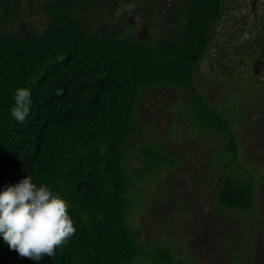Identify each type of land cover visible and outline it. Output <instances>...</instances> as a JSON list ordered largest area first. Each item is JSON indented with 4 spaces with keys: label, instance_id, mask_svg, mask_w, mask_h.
I'll use <instances>...</instances> for the list:
<instances>
[{
    "label": "trees",
    "instance_id": "obj_1",
    "mask_svg": "<svg viewBox=\"0 0 264 264\" xmlns=\"http://www.w3.org/2000/svg\"><path fill=\"white\" fill-rule=\"evenodd\" d=\"M2 1L5 7L11 2ZM107 1L36 0L47 18L42 31L31 26L21 34L0 31V192L30 176L71 205L76 227L54 257L45 254L39 261L20 257L0 234V264H130L141 254L138 231L126 222L131 204L138 201L128 196L129 186L134 176L176 163L158 146L141 143L137 165L128 169L123 164L122 145L134 129V104L144 86L168 82L189 87L192 119L199 129L223 135V149L231 153L228 162L246 173L238 164L227 118L210 109L191 85L209 32L222 14V0H171L165 14L170 28L154 42L126 39L108 25H94L104 24ZM256 24L241 33L248 43L236 35L234 50L264 62V19ZM19 88L30 89L32 98L23 123L11 116ZM217 183L219 207L254 210L250 173L235 179L233 170L225 169ZM154 246L152 264H170V250Z\"/></svg>",
    "mask_w": 264,
    "mask_h": 264
},
{
    "label": "rangeland",
    "instance_id": "obj_2",
    "mask_svg": "<svg viewBox=\"0 0 264 264\" xmlns=\"http://www.w3.org/2000/svg\"><path fill=\"white\" fill-rule=\"evenodd\" d=\"M170 1L108 0L101 13L104 24L94 25H108L126 39L154 42L170 28L165 23ZM222 8L191 85L210 109L227 118L238 164L253 177L254 210L240 213L215 203L223 170L232 169L235 179L246 173L228 162L225 137L199 129L192 119L190 88L168 82L144 86L134 104V129L122 145L123 164L128 169L137 165L141 143L158 146L176 163L133 177L128 196L138 201L131 204L126 222L138 231L141 254L130 264H152L155 244L170 250V264H264V62L234 50L236 35L248 43L241 33L264 19V0H222ZM5 11L10 18H1ZM93 17L87 14V21ZM46 25L36 0H11L6 7L0 0V31L21 34L26 26L42 31Z\"/></svg>",
    "mask_w": 264,
    "mask_h": 264
},
{
    "label": "clouds",
    "instance_id": "obj_3",
    "mask_svg": "<svg viewBox=\"0 0 264 264\" xmlns=\"http://www.w3.org/2000/svg\"><path fill=\"white\" fill-rule=\"evenodd\" d=\"M31 91L19 88L14 94L11 116L23 123L31 109ZM71 205L46 185L37 186L30 176L0 192V234L20 257L39 261L75 235Z\"/></svg>",
    "mask_w": 264,
    "mask_h": 264
},
{
    "label": "flooded vegetation",
    "instance_id": "obj_4",
    "mask_svg": "<svg viewBox=\"0 0 264 264\" xmlns=\"http://www.w3.org/2000/svg\"><path fill=\"white\" fill-rule=\"evenodd\" d=\"M170 2H171V1H170ZM167 8H168V5L166 6V9H167ZM221 12H222V14H223V8L221 9ZM222 14H221L220 16H222ZM220 16H219L218 21L220 20ZM165 17H166V15H165ZM218 21H217V22H218ZM217 22H216V23H217Z\"/></svg>",
    "mask_w": 264,
    "mask_h": 264
}]
</instances>
